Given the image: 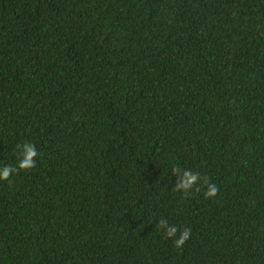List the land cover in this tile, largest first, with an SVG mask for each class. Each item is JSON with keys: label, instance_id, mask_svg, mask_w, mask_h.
<instances>
[{"label": "trees", "instance_id": "1", "mask_svg": "<svg viewBox=\"0 0 264 264\" xmlns=\"http://www.w3.org/2000/svg\"><path fill=\"white\" fill-rule=\"evenodd\" d=\"M25 143L0 264H264V0H0V169Z\"/></svg>", "mask_w": 264, "mask_h": 264}, {"label": "clouds", "instance_id": "2", "mask_svg": "<svg viewBox=\"0 0 264 264\" xmlns=\"http://www.w3.org/2000/svg\"><path fill=\"white\" fill-rule=\"evenodd\" d=\"M38 155L37 150L35 148L34 144L31 143H25L23 145V151L21 154V159L18 162L17 167H12V166H4L2 169H0V180H8L9 176L11 173L24 169H31L33 167H35L36 161H35V157ZM175 171V168H174ZM198 179V174H193L190 172H185L184 174V178H183V182L179 185V188H184L186 189L187 187H189L192 183H194L196 180ZM178 190V189H177ZM217 193V187L214 184H209L208 185V190L205 192V196L206 197H211V196H215ZM159 226L161 228H166L165 231V235L167 237H173L175 235V233L177 232L176 227L174 226H164V222L163 220L160 222ZM189 232L190 229H185L179 236V238H177L175 240V245L177 247L182 246L185 241L189 238Z\"/></svg>", "mask_w": 264, "mask_h": 264}]
</instances>
